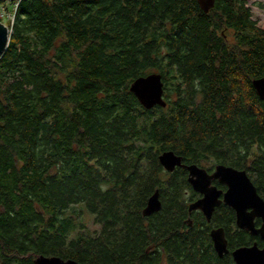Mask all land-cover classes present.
Wrapping results in <instances>:
<instances>
[{
  "label": "trees",
  "instance_id": "1",
  "mask_svg": "<svg viewBox=\"0 0 264 264\" xmlns=\"http://www.w3.org/2000/svg\"><path fill=\"white\" fill-rule=\"evenodd\" d=\"M1 4L5 1L0 0ZM0 56V264L57 255L82 264H234L233 209L208 222L189 205L188 171L168 150L212 171L247 170L264 198V28L245 0H15ZM163 76L167 105L130 90ZM218 184V183H217ZM219 185V184H218ZM159 190L162 207L143 213ZM83 206L99 228L68 214ZM236 233V234H233ZM234 235V236H233Z\"/></svg>",
  "mask_w": 264,
  "mask_h": 264
},
{
  "label": "water",
  "instance_id": "2",
  "mask_svg": "<svg viewBox=\"0 0 264 264\" xmlns=\"http://www.w3.org/2000/svg\"><path fill=\"white\" fill-rule=\"evenodd\" d=\"M198 1L206 12L215 4V0ZM10 35L9 27L0 19V56L8 48ZM253 86L260 98L264 100V77L255 78ZM130 90L146 109H152L157 105L162 107L167 105L164 96L163 76L159 72H151L148 75L138 77L131 84ZM159 160L168 172H173L177 167L187 169L189 183L195 191L203 195L190 204V212L200 209L208 221L212 219L215 207L222 202L220 198L223 193L222 190H218L217 186L212 184L213 180H218L228 187L227 191L223 193V201L236 211L238 226L252 233H260L264 238V198L258 192L247 170L218 163L215 165L214 171L210 173L206 168L196 163H184L182 157L172 150L164 151L159 156ZM161 207L160 192L156 190L149 198L143 213L151 215L159 211ZM257 216L263 219L259 228L255 225ZM210 234L216 251L220 256H223L229 251L224 228L215 227ZM233 256L237 264H264V250H260L256 244L235 249ZM34 262L35 264H82L75 259H64L57 255L44 254L38 255Z\"/></svg>",
  "mask_w": 264,
  "mask_h": 264
},
{
  "label": "rangeland",
  "instance_id": "3",
  "mask_svg": "<svg viewBox=\"0 0 264 264\" xmlns=\"http://www.w3.org/2000/svg\"><path fill=\"white\" fill-rule=\"evenodd\" d=\"M247 6L252 11L253 18L264 28V0H245ZM13 5L12 1L6 0L4 4L0 3V19L9 26L13 20ZM68 214L75 217L76 221H82L86 224L89 231H93L99 228V225L94 220V215L83 206H75L74 209H70Z\"/></svg>",
  "mask_w": 264,
  "mask_h": 264
},
{
  "label": "flooded vegetation",
  "instance_id": "4",
  "mask_svg": "<svg viewBox=\"0 0 264 264\" xmlns=\"http://www.w3.org/2000/svg\"><path fill=\"white\" fill-rule=\"evenodd\" d=\"M215 168V167H214ZM209 171V170H208ZM214 171V169L212 170V171H209L210 173H212ZM219 185H218V184ZM212 184H214V185H216L217 186V188H218V190H222V192L223 193H225L226 191H227V186L225 185V184H222V183H220L218 180H213V182H212ZM193 188V187H192ZM195 191V190H194ZM197 192V191H196ZM197 193H199V192H197ZM223 193H222V195L220 196V198L222 199V202L218 205V206H216L215 207V209L217 208V207H220L221 205H225V206H227V207H229V208H231V209H233L231 206H229V205H227V204H225V202L223 201ZM200 194V197H202L203 195L201 194V193H199ZM199 197V198H200ZM198 198V199H199ZM194 202V201H193ZM191 204V203H190ZM190 206V205H189ZM193 211H200L202 214H204L203 212H202V210H200V209H198V210H193ZM215 211V210H214ZM233 211H234V213H235V225L236 226H234V230H235V232H238L237 230H240V231H245L249 236H250V241L248 242V244H242V245H234V246H232V244H231V242H230V238H229V236H227L226 235V231H225V235H226V238H227V240H228V252L227 253H225L223 256H220L219 254H218V252L216 251V249H215V246H214V242H213V240H212V238H211V240H212V242H213V247H214V250L216 251V253H217V255H218V257L219 258H221V259H223L224 258V256H228L231 260H233V263L234 264H237L236 263V261H235V259H234V256H233V251L235 250V249H237V248H240V247H243V246H253V245H257L258 247H259V249L260 250H264V238L262 237V235L260 234V233H252V232H250V231H246V230H244V229H242V228H240L239 226H238V224H237V216H236V211L233 209ZM192 212V211H191ZM213 214H214V212H213ZM205 216V215H204ZM213 216V215H212ZM206 217V216H205ZM207 219V218H206ZM212 220V219H211ZM211 220L210 221H208V222H211ZM262 223H263V219L261 218V217H259V216H257L256 218H255V225H256V227L257 228H259V227H261V225H262ZM215 227H217V226H214L213 228H215ZM212 228V229H213ZM222 228H224V227H222ZM211 229V230H212ZM225 230V229H224ZM211 232V231H210ZM233 234H236V233H233ZM210 236H211V234H210ZM234 236V235H233Z\"/></svg>",
  "mask_w": 264,
  "mask_h": 264
}]
</instances>
